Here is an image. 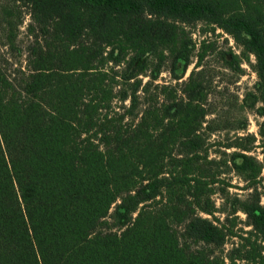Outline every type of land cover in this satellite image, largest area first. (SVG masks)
I'll return each mask as SVG.
<instances>
[{
    "label": "trees",
    "instance_id": "1",
    "mask_svg": "<svg viewBox=\"0 0 264 264\" xmlns=\"http://www.w3.org/2000/svg\"><path fill=\"white\" fill-rule=\"evenodd\" d=\"M20 1L49 41L20 80L0 65V264H264L257 200L233 208L249 237L200 216L216 182L199 86L150 94L166 60L175 79L189 64L179 25L202 21L254 56L264 106V0ZM230 162L258 172L242 153ZM228 235L239 244L216 255Z\"/></svg>",
    "mask_w": 264,
    "mask_h": 264
},
{
    "label": "rangeland",
    "instance_id": "2",
    "mask_svg": "<svg viewBox=\"0 0 264 264\" xmlns=\"http://www.w3.org/2000/svg\"><path fill=\"white\" fill-rule=\"evenodd\" d=\"M47 25L50 27L51 22ZM43 28L33 21L29 6L22 1L0 0V65L13 74L11 77L20 80L19 72L28 71L30 49L40 48L39 45L49 41ZM179 28L190 42L189 64L175 79L169 72L170 60H166L150 86V94L157 96L161 103L165 96L185 98L183 92L189 81L192 86H199V104L206 114L201 126L207 150L204 155L207 161H215L214 165L203 167L208 176L215 175L216 182L211 185L209 195L214 213L200 216L213 221L227 233L249 237L251 228L246 216L239 209L233 212V208L237 206L235 200H257L264 206V116L260 114L264 106L256 90L255 58L231 35L212 24L200 21L179 25ZM149 74L150 70L141 76L143 85L149 82ZM163 86L167 87L165 95L160 92ZM138 110H143L142 104ZM234 153L251 158L258 172L235 169L230 162ZM250 241L255 248L260 246L264 253V244L260 240L251 237ZM236 244L239 239L228 235L223 251L215 254L223 257Z\"/></svg>",
    "mask_w": 264,
    "mask_h": 264
}]
</instances>
